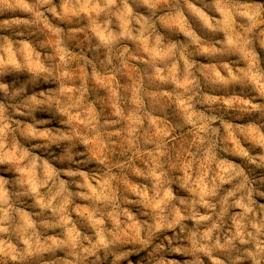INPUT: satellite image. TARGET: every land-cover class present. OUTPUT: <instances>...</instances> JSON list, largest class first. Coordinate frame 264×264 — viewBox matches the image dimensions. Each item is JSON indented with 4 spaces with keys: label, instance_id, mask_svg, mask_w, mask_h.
Returning a JSON list of instances; mask_svg holds the SVG:
<instances>
[{
    "label": "clouds",
    "instance_id": "1",
    "mask_svg": "<svg viewBox=\"0 0 264 264\" xmlns=\"http://www.w3.org/2000/svg\"><path fill=\"white\" fill-rule=\"evenodd\" d=\"M0 264H264V0H0Z\"/></svg>",
    "mask_w": 264,
    "mask_h": 264
}]
</instances>
